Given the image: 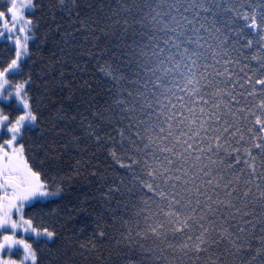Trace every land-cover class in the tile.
I'll return each instance as SVG.
<instances>
[{"label": "trees", "instance_id": "obj_1", "mask_svg": "<svg viewBox=\"0 0 264 264\" xmlns=\"http://www.w3.org/2000/svg\"><path fill=\"white\" fill-rule=\"evenodd\" d=\"M26 16L23 63L41 118L20 142L28 163L65 189L43 223L49 209H24L33 226L58 232L28 238L41 264H156L158 213L186 185L217 194V219L264 218V0H35ZM15 51L0 39V69ZM233 234L259 246V231ZM220 248L222 264L253 255Z\"/></svg>", "mask_w": 264, "mask_h": 264}, {"label": "snow or ice", "instance_id": "obj_2", "mask_svg": "<svg viewBox=\"0 0 264 264\" xmlns=\"http://www.w3.org/2000/svg\"><path fill=\"white\" fill-rule=\"evenodd\" d=\"M33 6H35V0H8V6L0 10V23L8 29L10 19L13 22L10 30L14 31L17 25L22 24L19 32L26 33L33 27V21L25 19L24 10ZM3 35L4 33L0 31V36ZM28 39L27 35L23 40L20 36L15 37V58L11 59L6 67L0 69V97H3L5 101H11L15 96L16 101L22 104L24 109L22 113L14 116L10 109L6 113V106L0 104V131L7 127V132L10 134L9 139L0 143V157L7 161L8 173L4 175V179L12 189L10 197H7V192H5L8 203L0 204V229L4 230L2 239H0V264H18L15 260L5 258L6 254L17 245L23 248V260L19 264H24L26 261H30L31 264H41L39 250L23 236L17 237V230L25 234L32 233L37 238L46 237L49 240L57 237L58 232L49 227L33 226L34 219L25 218V204L38 202L41 208L49 209L45 215L39 216V220L43 223L46 221V215L52 216L58 211L57 207H53L54 204L48 203L49 200L62 196L65 191L62 181L46 175L41 169L34 168L28 163L27 158H24L21 163H16L20 160L21 154L28 150L26 144L20 142L23 139L26 125L38 127L41 118V109L36 107L37 101L30 88L33 80L31 70L29 69L26 73L22 61V57L28 55ZM12 72L17 75L24 74L25 78L13 84L8 79V74ZM41 107H46V105L42 104ZM96 139L99 140L100 137ZM38 147L43 149L44 145L40 144ZM44 156L43 153L41 164L45 162ZM47 158L58 160V155H50ZM0 175L3 173L0 172ZM257 191H259L258 186ZM244 195L247 196L248 193ZM216 196L215 192H210L207 188L196 190L195 187L187 185L184 193L171 192L172 199L164 205L165 210L158 213L161 219L155 223L153 229L154 233L160 234L159 239L163 244V247L153 252V260L156 264H222L224 257L221 254V245H227L234 252L253 251L251 243L241 245L239 237L233 234L234 232L243 233L246 229H251L254 236L259 231V236L255 237L259 246L253 251L248 264L264 256V218L257 220L253 218L255 213H246L242 218L244 223L238 224L236 214L224 217L221 213V218L217 219L214 209L219 207V201ZM193 197L197 201L202 200L203 203L194 205ZM261 197H264V193H261ZM193 207L198 215L190 214ZM168 209H174V211ZM13 210L19 212V220L13 219ZM185 210L189 215L181 219L178 213ZM208 221H214V223H208ZM99 235L103 236V233ZM41 243L47 246L46 241L42 240ZM49 264L53 262L50 261Z\"/></svg>", "mask_w": 264, "mask_h": 264}, {"label": "rangeland", "instance_id": "obj_3", "mask_svg": "<svg viewBox=\"0 0 264 264\" xmlns=\"http://www.w3.org/2000/svg\"><path fill=\"white\" fill-rule=\"evenodd\" d=\"M31 10H32V7L26 8L24 10L25 19L26 20L28 19L27 16H26V13L28 11H31ZM8 23H9V28L8 29H5L3 27V24L0 23V31H2L4 33L3 36H0V39H4L5 37H8V39L16 47L15 37L16 36H20V38L23 40L24 39V36L27 35L29 37V39L27 41V45H28L29 41L32 39V35L30 34L31 28L28 29L26 31V33H21V32H19V28L23 26L22 24L17 25L16 30L13 31V30H10V26H11V24L13 22L9 19ZM27 51H28V48H27ZM26 57L27 56L22 57V61H24ZM12 73H14V72H12ZM12 73H9L8 76L10 74H12ZM9 90H14V89H9ZM12 100H15L16 101L15 96H13ZM0 101L9 102V101H5L3 99V97H0ZM18 104L23 108L22 104H20V103H18ZM26 126H28V125H26ZM29 126H32V125H29ZM4 131H6V135H5V138H4L3 141H5V140H7V139L10 138V134L7 132V127H5V129L3 131H0V138H1L2 134L4 133ZM0 143H2V142H0ZM9 151L11 152V148L9 149ZM24 158H25V155H24V153H22L21 154V157H20V160L16 161V163H21ZM0 172L3 173V175H0V199H1V204L6 205L8 203L7 197H10L12 195V189H11V186L10 185H7V181L4 179V175H6L8 173V167H7V161L4 158H2V157H0ZM6 185H7V187H6ZM5 192H7V197L5 196ZM27 204H29V203H26L25 206ZM13 211H14L13 219L19 220V218H20L19 212L15 211V210H13ZM0 230H3V229H0ZM9 232H11V229H9ZM16 235H17V237L23 236L26 239H28L29 237H34L35 239H38L37 237L34 236V234H32V233L25 234L21 230H17ZM0 239H2V238H0ZM18 255L20 257H18ZM5 258H10L12 260H15L19 264V262L23 260V248H22V246L17 245L15 248H13L11 250L10 253H7L6 254ZM24 264H31V262L30 261H26V262H24Z\"/></svg>", "mask_w": 264, "mask_h": 264}]
</instances>
